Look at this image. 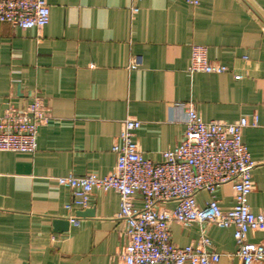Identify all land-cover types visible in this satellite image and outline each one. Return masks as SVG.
Here are the masks:
<instances>
[{
  "label": "crops",
  "instance_id": "crops-1",
  "mask_svg": "<svg viewBox=\"0 0 264 264\" xmlns=\"http://www.w3.org/2000/svg\"><path fill=\"white\" fill-rule=\"evenodd\" d=\"M48 2L42 30L0 22V116L28 108L36 96L50 113L35 153L0 151V264H124L119 193L97 190L88 207L68 209L72 191L58 177L112 172V147L127 117L142 122L136 140L159 162L181 142L190 105L206 121L257 114L243 140L255 162L249 204L264 209V0H140L135 14L131 0ZM194 44L230 71L189 72ZM216 195L223 209L235 203L232 183ZM209 197L200 192L199 203ZM135 203L143 206L140 193ZM87 209L94 213L77 215ZM56 218L69 219V229L55 231ZM202 227L221 264H240L234 228L172 222V240L196 244ZM249 239L264 240V232Z\"/></svg>",
  "mask_w": 264,
  "mask_h": 264
},
{
  "label": "built area",
  "instance_id": "built-area-1",
  "mask_svg": "<svg viewBox=\"0 0 264 264\" xmlns=\"http://www.w3.org/2000/svg\"><path fill=\"white\" fill-rule=\"evenodd\" d=\"M131 1L135 14L140 0ZM185 1L193 6L202 2ZM50 18L48 0H0V22L13 27L42 30ZM188 71L221 74L230 68L211 60L207 46L194 44ZM234 77L240 79L242 75ZM49 118L40 96L24 110L7 108L0 116V151L35 153L39 127ZM259 121L257 114L252 120L243 116L231 122L206 121L190 105L181 142L163 150V159L156 162L144 155L136 140L142 122L127 117L112 147L117 154L112 172L105 176L90 173L58 177L72 191V200L66 206L86 208L95 191H117L118 219L124 223L122 233L127 237L122 253L124 264H221L222 254L214 249L204 227L196 244L180 246L172 240V222L234 228L240 264H264V240L249 239L251 232H264V209L254 212L249 204L255 162L243 140L244 128L257 126ZM226 183L233 184L235 203L223 209L216 193ZM202 191L210 195L203 205L198 200ZM137 193L144 200L141 207L135 203ZM166 203L174 206L167 208ZM70 220L74 225L80 224L73 216Z\"/></svg>",
  "mask_w": 264,
  "mask_h": 264
},
{
  "label": "water",
  "instance_id": "water-1",
  "mask_svg": "<svg viewBox=\"0 0 264 264\" xmlns=\"http://www.w3.org/2000/svg\"><path fill=\"white\" fill-rule=\"evenodd\" d=\"M93 214L94 213V210L93 209H87V210H84V211H79L77 212V215L78 216H81V215H85V214ZM70 227V221L69 219H65V218H56L54 220V228H55V231L57 232H64V231H67Z\"/></svg>",
  "mask_w": 264,
  "mask_h": 264
}]
</instances>
